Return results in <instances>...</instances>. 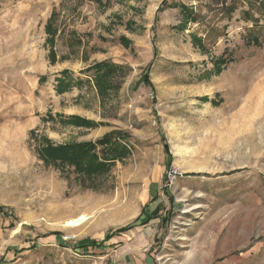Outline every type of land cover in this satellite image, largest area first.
<instances>
[{"label": "rangeland", "instance_id": "obj_1", "mask_svg": "<svg viewBox=\"0 0 264 264\" xmlns=\"http://www.w3.org/2000/svg\"><path fill=\"white\" fill-rule=\"evenodd\" d=\"M262 36L264 0H0V264H264ZM112 132L108 172L40 158Z\"/></svg>", "mask_w": 264, "mask_h": 264}, {"label": "trees", "instance_id": "obj_2", "mask_svg": "<svg viewBox=\"0 0 264 264\" xmlns=\"http://www.w3.org/2000/svg\"><path fill=\"white\" fill-rule=\"evenodd\" d=\"M249 43L256 47H262L264 46V36L261 38L253 37L249 40ZM103 65L104 64L98 65L96 70L99 72V68L103 67ZM87 72H89V70ZM94 77H97V74H94ZM66 86L67 84L64 81L63 83H60L58 85V92L64 93L66 91L64 87ZM120 135L121 134L118 132H112L98 140L96 143L44 147L40 150V158H42L45 162H61L63 164H70L75 167L77 171H80L87 176H95L97 174L110 171L115 161L128 154V150L125 146H117V139L122 140ZM123 139H125V137ZM111 143L114 146L106 150L103 157L96 154L97 148L106 147L111 145ZM139 221L140 219H137L134 224L119 228L115 232H112L104 241H102V245L109 241L114 235H119L134 229V227L138 225ZM98 245V242L91 241L89 243L82 244L80 249L89 252L92 248H95Z\"/></svg>", "mask_w": 264, "mask_h": 264}, {"label": "built area", "instance_id": "obj_3", "mask_svg": "<svg viewBox=\"0 0 264 264\" xmlns=\"http://www.w3.org/2000/svg\"><path fill=\"white\" fill-rule=\"evenodd\" d=\"M181 176L180 172H178L175 169H170L166 173V179H165V187L170 188L174 183L178 180V178ZM69 238H67L68 240Z\"/></svg>", "mask_w": 264, "mask_h": 264}, {"label": "bare ground", "instance_id": "obj_4", "mask_svg": "<svg viewBox=\"0 0 264 264\" xmlns=\"http://www.w3.org/2000/svg\"><path fill=\"white\" fill-rule=\"evenodd\" d=\"M89 218L88 217H79L77 220L75 221H70L71 224H68L69 227L71 228H77V227H80L84 222H86ZM69 223V222H68Z\"/></svg>", "mask_w": 264, "mask_h": 264}, {"label": "crops", "instance_id": "obj_5", "mask_svg": "<svg viewBox=\"0 0 264 264\" xmlns=\"http://www.w3.org/2000/svg\"><path fill=\"white\" fill-rule=\"evenodd\" d=\"M22 254H17V256H14V257H17V262H15V263H13V264H17L19 261H20V259H19V257L21 256ZM7 256H10V254H7Z\"/></svg>", "mask_w": 264, "mask_h": 264}]
</instances>
